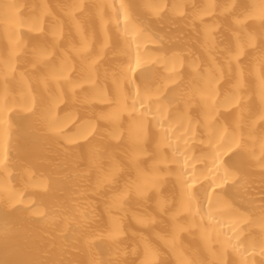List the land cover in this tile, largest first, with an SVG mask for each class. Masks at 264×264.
I'll use <instances>...</instances> for the list:
<instances>
[{"label": "bare ground", "instance_id": "1", "mask_svg": "<svg viewBox=\"0 0 264 264\" xmlns=\"http://www.w3.org/2000/svg\"><path fill=\"white\" fill-rule=\"evenodd\" d=\"M0 264H264V0H0Z\"/></svg>", "mask_w": 264, "mask_h": 264}]
</instances>
